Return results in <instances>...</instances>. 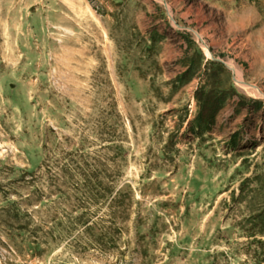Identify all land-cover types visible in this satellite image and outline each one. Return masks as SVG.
Masks as SVG:
<instances>
[{"label": "rangeland", "instance_id": "obj_1", "mask_svg": "<svg viewBox=\"0 0 264 264\" xmlns=\"http://www.w3.org/2000/svg\"><path fill=\"white\" fill-rule=\"evenodd\" d=\"M247 179L264 0H0V264H258Z\"/></svg>", "mask_w": 264, "mask_h": 264}, {"label": "trees", "instance_id": "obj_2", "mask_svg": "<svg viewBox=\"0 0 264 264\" xmlns=\"http://www.w3.org/2000/svg\"><path fill=\"white\" fill-rule=\"evenodd\" d=\"M211 93L209 94V92L202 91L198 95L201 101L203 100L201 104V117L199 122L202 126H208L214 122L216 110L213 108L214 106L211 101ZM247 180L248 181L245 180L240 185V193L237 199L234 200V207L242 208L243 204H248L246 208H244L247 210L248 214L239 227L241 226L243 233H245L252 243L257 246L254 252L255 255H257L255 257L257 263L264 264V197H262L261 200H256V198L254 199V195L261 191V187L258 186L257 183L255 185V188L257 189L249 191V183L253 179ZM248 200H250V202H248ZM254 200L257 203L254 204Z\"/></svg>", "mask_w": 264, "mask_h": 264}]
</instances>
